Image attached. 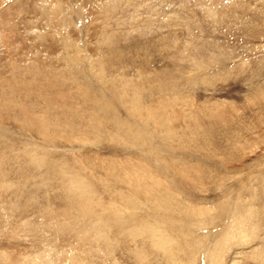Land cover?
Instances as JSON below:
<instances>
[{
    "label": "rangeland",
    "instance_id": "rangeland-1",
    "mask_svg": "<svg viewBox=\"0 0 264 264\" xmlns=\"http://www.w3.org/2000/svg\"><path fill=\"white\" fill-rule=\"evenodd\" d=\"M14 1L0 0V3H2L0 9L6 8L9 12V14L5 12L2 15L0 14V23L3 24L0 25V35L4 34V36L3 34L0 36L3 42L0 40V78L4 83H1L0 86H4V88L6 86L7 91H10L9 86L11 90L15 89L17 91V95L15 94L13 99L10 96H7L6 99L21 104L25 109L42 110L41 100L36 104L35 95H38L40 91H44L42 87L45 80L43 81L38 74L19 73L17 70L11 71L10 69V65L13 63L20 65L21 63L17 60L20 61L22 56L25 55V57L31 59L28 61L31 64L41 62L45 64L42 66L43 68L47 65L46 68L49 72L55 70L54 72L59 75L60 81L57 85H60V87L54 84V88H60L59 92H64L66 96L63 101L55 98L48 101V103L61 105L59 113L53 110L49 112L52 121L55 118L56 120L62 118L63 123L57 125L59 128L56 131L60 132V135L57 134L53 139H44L32 125L23 128L21 121H18L19 117L14 119L13 117H6L2 120L0 118V160L6 158L5 161L7 159L10 161L11 158V161H13L10 162L11 165H0L5 168L0 167V250L9 247L8 250L14 248V251L23 250L33 254L45 252L44 260L46 264H161V262L167 264L168 260L172 259V262H169L170 264H173L174 260L178 264H262L264 261V97H259L257 92L254 94V90L258 91L264 83V0ZM48 1L51 8L54 7L58 10L56 22L54 23L45 18L43 21L41 18H34L35 12L33 11L36 8L34 4L37 3L36 6L41 5L37 7L38 9L44 8V3ZM224 5L225 7H223ZM20 9L25 10L14 11ZM53 25L55 26L53 27ZM35 31L46 33L45 40L43 39L44 42L41 41L36 44L37 42L34 39H31L30 43L23 39L27 35H33ZM195 36H197L196 39ZM200 39L205 40L196 44ZM6 43H8L7 46L11 47H5ZM101 52H103L104 60L101 59L100 61L103 60L105 64L104 69L97 62ZM120 61L122 64L119 63ZM26 66L28 65L26 64ZM48 67H51L52 70ZM178 68H181L180 71ZM234 68L236 69L234 70ZM34 69H37V67ZM179 72L182 73V76ZM198 74H202V77L198 78L202 81H206L208 78L214 80L211 84L208 80L204 84V82H196L194 78L193 82H189V86H187L189 93L187 94L183 89L179 94L176 103L178 106H182H176L183 111V114L180 115L177 112L175 118L172 115L174 124L171 123L176 129V134H180L181 131L190 132V124H188L189 127H186V123L192 124L196 116L203 121L216 120L208 113L215 106L219 108L221 104L224 105V108L222 107L224 113L225 111L226 113L229 112L228 116L232 118L227 126L231 127L225 130V133L228 131L226 133L227 138L224 140H222V137L218 138L217 142H222L220 144L216 142L219 150L215 152L214 158H210V155L203 151L195 153L196 155L193 157L194 161L204 162V169L206 168L205 162L208 163L209 176L207 174L208 177L205 179L208 184L203 189H201L202 187L199 190H197L198 188L188 189L187 194L194 200L193 207L196 203V210H206L207 213L190 214V216L187 212L184 215L178 212L173 213L175 217L181 218L183 222L181 224H171L167 222V219H161L162 217L156 214V218H154L156 222H154L159 230L158 236L156 235L159 246L154 248L158 252H152L153 249L147 232L143 231L142 234L133 232L135 225L132 227L133 230L127 227L121 231L117 227L118 219L116 221L114 219L113 221L108 220L110 209L116 214L119 212L122 215L126 213L127 209L122 206L121 201H112L110 196L108 197L109 192H107L106 197L104 192L106 190L103 188V184L100 185V182L104 181L106 176L104 174L105 170L97 166L101 165L104 168L102 162L107 159L122 161L125 157L133 154V160L138 159L144 164L147 163L149 173H156L157 177L170 173L171 175L167 174V176L172 179L174 172L169 171L168 166L159 157L173 151L172 149H175V147L177 148V143L170 142L172 143V147H170L169 142L167 144L165 141L161 143V139H159L157 144L154 145L155 148L159 146V151H156L157 148L153 149L157 154L148 151L147 148H142L147 146L149 141L146 142V145L145 142L139 140L140 144L135 141L133 144L118 146V143L115 145L111 139L109 140V136L112 135L110 132L114 131L112 125L111 131L110 127L109 129L102 128L98 133L95 132L96 134L90 131L86 132L81 128H77V130L71 128L66 122L64 123L66 118L61 117L60 113H66L67 111L70 115L82 116L81 120L90 123L94 118L91 119L89 116L94 109L92 103L84 99L86 96L87 98L92 96L93 99L97 100L104 98L103 101L105 102V100L112 98L114 92L112 93L113 87L110 85H113V82L118 79L126 78L136 82L145 81V84L152 85L155 88L157 84L170 82L171 80L174 83L178 82V77L185 79ZM43 75L45 78L48 76ZM219 79L224 81H218ZM9 81L12 82L11 85ZM118 81L120 82V80ZM178 83H175V85ZM46 89L50 92L49 88L46 87ZM146 89L147 87L144 88L145 91ZM170 95V91L162 93L156 91L157 100H162ZM156 97L154 93L152 97H149L148 100L150 101H144V106H150L152 102L156 101ZM115 103L118 104L114 101L111 103L112 107L115 106ZM32 104L36 105L33 106ZM115 107H117L116 118L120 121L119 124L123 125L125 133L134 135L135 130H139V123L143 122L137 120V118L144 120L146 115L144 117L137 116L136 110L130 111V109H133L132 106L131 108L122 107L118 104ZM210 107L211 110L208 112ZM96 113L98 114L96 115ZM108 113L111 112L107 111L105 107L103 110H100L99 107L95 109L96 119L98 120L105 115L108 117ZM193 113L194 116H192ZM131 115L134 116L131 117ZM177 116L179 117L177 118ZM110 123L111 121L108 122L109 126ZM55 126V124H51L49 129L52 130ZM223 127H226V125L224 124ZM108 131L110 132L107 133ZM106 133L107 135H105ZM47 135L51 136L50 131ZM163 149L164 151H162ZM27 150L33 151L34 154H40L44 157V160H49V164L52 161L60 165V169H68V173L71 169L72 177L75 176L79 180H84L85 177L89 178L91 181L90 186L93 189L95 188L93 190L94 195L88 193V191L92 193L91 187L88 190L84 189L83 192H87L89 196L96 199L97 202L99 201V204L101 203L102 206L106 204L107 207L105 205V209L102 206L96 209L98 203L94 202L96 204L94 205L92 201L89 209L90 215L77 214L75 205L68 208L62 198L64 194L61 191V186L59 188L61 174H52L48 164H44L45 166L43 165L44 167L40 168L35 167L38 163L28 158L25 159L29 165L28 170L22 169L21 164L16 162V152ZM174 151L172 153L176 154ZM179 157L182 158L183 156ZM183 158L192 159L190 156L189 158ZM73 160L74 164H77V161L79 165L73 166ZM120 165L122 166V164ZM75 166L79 168L77 169ZM77 170L82 172L75 174V172H78ZM165 171L166 173H164ZM173 179L177 181L178 177H173ZM179 182L181 183V181ZM123 187L124 185L120 189L128 194L127 186L124 187L127 192ZM109 191L111 194H115L114 190ZM174 195L177 196V199H183L180 192H176ZM104 199H108L107 203ZM229 201L231 203L237 201L234 205L240 208L236 210V212L239 211V214L235 212L232 217L224 211L221 212V216H217L218 208H214V206L229 204ZM248 204H251L250 208H247ZM113 207H116V210ZM100 208L103 210L101 209V211ZM67 209L68 211L65 212ZM157 209L158 213L162 211L159 206H157ZM253 210L255 213L252 212ZM251 212L254 214L258 212L256 215L258 219L254 215L251 216ZM136 213L139 215L143 212L136 211ZM247 214L253 218L250 217L248 222L243 218ZM231 219L234 220L231 222ZM237 220L239 224L236 223V227L233 222H237ZM93 222L97 223L93 225ZM256 224H261L259 225L260 228H255ZM167 228H169L168 232L166 231ZM244 228H247V230L245 229L242 232ZM170 232L175 233L177 237L178 235L181 237L172 239L175 234L169 235L170 238L167 236ZM159 234L163 236L159 237ZM181 234H184V237ZM242 235L245 236V239ZM166 236L170 239V242L176 240L174 242L176 245L180 243V247L177 245V248L175 247V250H173L176 253L178 252L176 255L173 251L169 256L164 254L163 248L166 247L168 241H166ZM14 238L18 240L16 241ZM103 238L104 240H102ZM221 238L223 241H221ZM225 238L230 242L226 241ZM161 239L165 240L164 244H162ZM232 240L235 246L231 242ZM140 242L142 243L139 244ZM172 242L173 247L174 243ZM219 242L231 244H229V247L228 245L224 246L225 244L222 245L225 247L224 249V247L218 246V244H222ZM140 246L143 250L139 249ZM217 248H219L218 251L223 252L224 250V252H218L219 255H217ZM140 250L143 252H139ZM148 252H151L150 255ZM253 252L254 255H252ZM139 253H141L140 256ZM154 253L157 256L156 258ZM45 254H48V256ZM159 254L160 259L163 257V260L159 259ZM171 254L175 255L177 259H175V256L172 258ZM214 255L216 258L213 257ZM218 257L219 259H217ZM152 259H158L157 261L160 260V262H153ZM220 259H223V261L221 262ZM177 260H180L181 263Z\"/></svg>",
    "mask_w": 264,
    "mask_h": 264
},
{
    "label": "bare ground",
    "instance_id": "bare-ground-1",
    "mask_svg": "<svg viewBox=\"0 0 264 264\" xmlns=\"http://www.w3.org/2000/svg\"><path fill=\"white\" fill-rule=\"evenodd\" d=\"M14 1V0H13ZM18 1V0H17ZM201 1V0H200ZM207 1V0H206ZM254 1V0H253ZM3 2V1H2ZM7 2V1H5ZM4 2V3H5ZM46 2V1H45ZM213 2V1H212ZM12 3V2H11ZM10 3V4H11ZM15 3V1H14ZM43 3V2H42ZM205 3V2H204ZM210 3V2H209ZM2 5V3H0ZM17 4V3H16ZM22 4V3H21ZM37 4V3H36ZM35 5V9L33 12L35 17L34 18H37V19H40L43 21L45 19H48L50 20L52 23L56 22V17L58 15V10H56L54 7L51 8V4L50 2L48 1L47 3H44V8H37V7H40L41 5L39 6H36ZM49 4V5H48ZM211 4V3H210ZM228 4V3H227ZM4 5V4H3ZM9 5V4H8ZM13 5V4H12ZM243 6V4H241ZM216 6V5H215ZM232 6V4H231ZM236 6V5H235ZM6 7H8L6 5ZM225 7V5L223 6ZM1 8V7H0ZM10 8V7H9ZM20 8H22V6H20ZM46 8V9H45ZM231 8V7H230ZM41 9H45L44 11H40ZM226 9V8H225ZM229 9V8H228ZM236 9V7H235ZM242 9V8H241ZM10 10V9H8ZM21 10H25V9H20V10H14L15 12L16 11H21ZM11 11V10H10ZM223 11V10H222ZM225 11V10H224ZM3 12L5 13H8L9 12L7 11L6 8H3V9H0V14L2 15ZM4 13V14H5ZM208 14V12H207ZM254 14V13H253ZM247 15V14H246ZM256 15V14H255ZM234 16V15H233ZM253 17V16H252ZM45 18V19H44ZM227 18V17H226ZM242 18V17H240ZM239 20V19H238ZM252 20V19H251ZM0 22H1V18H0ZM21 23V22H20ZM246 23V21H245ZM0 25H3L0 23ZM27 25V24H26ZM55 25H53L54 27ZM3 28V26H1ZM264 28V27H263ZM4 29V28H3ZM26 29V28H25ZM255 29V28H254ZM27 30V29H26ZM252 30V29H251ZM257 30V29H256ZM255 30V31H256ZM106 31V30H105ZM5 32V31H3ZM17 32V31H16ZM26 32V31H25ZM38 33V34H37ZM253 33V31H252ZM259 33V32H258ZM3 34V33H2ZM2 34L0 36H2ZM36 35V36H34ZM4 36V34H3ZM13 36V35H12ZM46 36V33L45 32H38V31H35L33 35H27L25 36L23 39L26 40V41H31V39H34L36 40V44H38L39 42H44L43 39L44 37ZM102 36V34H101ZM260 36V35H259ZM197 36H195V39H196ZM3 38V37H2ZM50 38V37H49ZM5 39V38H3ZM1 40V39H0ZM8 39L6 38V41ZM45 40V39H44ZM205 39H200V41L198 40L196 42V44L198 42H201ZM2 42V40H1ZM3 43V42H2ZM8 43H6L5 47L7 46ZM19 44V43H18ZM9 46V45H8ZM7 46V47H8ZM15 46V45H14ZM200 46V45H199ZM11 47V46H9ZM38 47V46H37ZM16 48V47H15ZM21 49V48H20ZM26 49V48H25ZM12 51V50H11ZM16 51V50H15ZM8 52V51H7ZM18 52V51H17ZM8 54V53H7ZM26 56V55H25ZM25 56H22L21 60L17 62H20L21 64L18 65L16 63H13L12 65H10V69L11 71L14 70V71H18L19 73H30V74H38L40 75V77L42 78V80L44 81L45 80V83L43 85L42 88H44V91H40L38 93V95H35V102L36 104L39 103V100H41L40 104L43 105L42 106V110L41 111H38V109H25L21 104H16L13 102V100L11 99H6L7 96L10 98L13 99V97L15 96L16 92L15 89L14 90H11L10 89V86L8 87V84H7V87L9 88L10 91H7L4 86H0L2 87L0 89V118L2 120L5 119L6 117H13L14 118H18L19 117V120L18 121H21V125L23 128H26V126L28 127L29 125H32V127L34 126L37 130V133L40 134V136H42L44 139L45 138H55L56 135H60L56 130L59 128V126L57 127V125H60V124H63L62 121H61V117H65L66 118V121H64V123L66 122V124H68L69 126H71V128H81L83 129L84 131L86 132H97L98 131H101V129H109L110 127V131L112 129V127H114V131H108L107 133L110 132V134L112 133L111 136H109V140L111 139L113 141V144L117 145L116 143H118V146H122V145H128L129 143H134L135 141L138 142L139 140H141V142H145V145H146V142L149 141V143H147V146L145 147H142V148H147L148 151H151L155 154H157L155 152V150L153 151V149L155 148V144H157L158 140H160L161 143H164V141L166 142H172L174 144H176V146H178L177 148L175 147V149H172L174 151V153L176 154H173L171 152H169L168 154L166 155H162L159 157V159H163L162 161L165 163L166 166H168V169L169 171L171 170V172H174V175L172 176V179L171 177L167 176V174L171 175L170 173H167V174H163L159 176L158 172V176L156 175V173L154 174L152 172V175L151 173H149L148 171V168L146 166V164L142 163L141 161H138L135 159L133 160L132 159V155L131 156H128V157H125L122 161H112V160H106V161H103L102 165L104 168L101 167V165H98L97 167H100L102 170L104 169V181L99 182L101 183L100 185L103 186V188H105L106 191H104L106 193V197H107V192H109V195L108 197L110 196L111 200L115 202L117 201H121L122 202V206L127 209L126 210V213H124L123 215L120 214L118 212V214H116V212H113L111 211L112 209H110V211L108 212V220L110 221H113V219L116 221V219L119 220L118 222V228L122 231L124 229H126L127 227L131 228L134 227V225L136 226L133 230V232L135 233H140L142 234L143 231L147 232L148 234V237L150 239V245L152 246V249L153 251L152 252H155L158 250H155L154 248H158L159 244V240L157 239L156 235L158 236V227H156V221L154 218H156V214H158L159 216H161L162 218L161 219H167V222H170L171 224H181L183 223L181 218H177L173 215V213L175 212H178L179 214L182 213L183 215L188 214V216L193 215V214H206L207 211L206 210H196V203L194 204L195 206L193 207V198L189 196V194H187V192L189 190H194L195 188L197 190H199V188L203 189L208 183L205 182V179L209 176L208 174V163L206 164L205 162V165H206V168L204 169L203 167V163L202 161H194L193 157L194 155H196L198 152L201 153L202 151L203 152H206L208 153V155H210V158H214V154L215 152H217L219 149L217 147V142L218 141V138L222 137V140H224L225 138L228 137V135L226 133H228V131L225 133V130L227 128H230V127H227L231 122L232 118H230V116H228L229 112L224 113V105L222 106V104L220 105V110L218 107L215 106V108L211 110V107L210 109L208 108V114L212 115L213 118H216L213 119V121H203L202 119H200L199 117H194L193 121H192V124L191 123H188L187 120H185L187 123L186 127L188 126V124H190V128H191V131L188 132V131H181L180 134H176L177 132H175V127L173 126L174 124V120H172V115L173 117L175 116V114L177 112L180 113V115L183 114V111H181L179 108H177L178 104L176 103L177 99H178V96L179 94L183 91V89H185V91L187 92V94L189 93V91L187 90V86H189V82H193L194 78H195V81L196 82H207V80L209 81V84H211L213 82V78H208L206 81H202V79H198L199 77H202V74H198L196 76H192V77H186L185 79L183 78H180L178 77V82L176 81L175 83H178L175 85V83L171 80L170 82H165V83H160V84H157L155 88H153L152 85H149V84H145L146 82L143 81V82H136V81H132V80H129V79H126V78H123V79H118L120 80V82L117 80L115 82H113V85H110L113 87L112 89V93L114 92V98L112 96V98L108 99V100H105V102L103 101L102 98H100V100L98 99H93V97L91 98L89 96V98H86L84 99L85 101H89L92 103V108L94 109V111H91V115L89 116L91 119H93L90 123L85 122L83 120H81L83 117L82 116H77V115H70L67 113V115H65L66 113H60L61 115V119L59 120V115H58V120H55L52 121L51 119V115L49 114V112H52L51 110H53L54 112H57L59 113V109L61 108V105H56V104H53V103H48L49 100H52L53 98L55 99H60V100H64L65 99V96L66 94L64 92H59L60 91V88L59 89H56L54 88V84L56 86L58 81L59 80V75H57L53 70L49 72V70L44 66V68L42 67L43 65L45 64H42L41 62H36L31 64L29 61V59ZM99 59V60H98ZM98 59H97V62L98 64L103 68L104 67V63H103V60H104V55H103V52L99 53V56H98ZM101 59L102 62L100 61ZM31 60V59H30ZM34 61V59H33ZM37 61V60H36ZM35 62V61H34ZM31 65H30V64ZM121 63V61L119 62ZM26 64L28 66H26ZM42 64V65H41ZM122 64V63H121ZM120 64V65H121ZM49 66V65H48ZM37 69H34L36 68ZM235 67V66H234ZM263 67V66H262ZM50 68V70H52L51 67H48ZM104 69V68H103ZM179 69V68H178ZM181 69V68H180ZM179 69V71H180ZM236 68H234L235 70ZM245 69V68H244ZM259 70V69H258ZM237 71V70H236ZM221 72V71H220ZM238 72V71H237ZM245 72V71H244ZM181 72H179L180 74ZM186 73V72H185ZM215 73V72H214ZM219 73V72H218ZM240 73V72H239ZM251 73V72H250ZM43 74H46L48 75L46 78L44 77ZM59 74V73H58ZM177 74V73H175ZM178 74V75H179ZM204 74V73H203ZM177 75V76H178ZM3 76V75H2ZM174 76V75H173ZM181 76H182V73H181ZM256 76V75H255ZM176 77V75H175ZM119 78V77H118ZM168 79V78H167ZM211 79V80H210ZM113 80V79H112ZM2 79L0 78V85L1 83H3ZM114 81V80H113ZM218 81H224L222 79H219ZM10 82V81H9ZM117 83V84H116ZM4 84V83H3ZM12 84V82H10V85ZM112 84V82H111ZM47 88L50 89V92L49 90L47 91ZM60 87V85L58 86ZM146 91L144 90V88H146ZM257 87V86H256ZM255 87V88H256ZM36 89V88H35ZM111 90V89H110ZM148 90V91H147ZM143 91V92H142ZM156 91L162 93V92H171V95L170 96H167L166 98H161L162 100H157V97H156ZM36 92V91H35ZM146 92L147 95H146ZM257 92V94H259L258 96L259 97H264V83H263V86H260V89L258 91H255L254 90V94ZM85 93V92H83ZM155 93V99L156 101L152 102V104L149 106V105H146L144 106V101H150L148 100L149 97H152L153 94ZM82 94V93H81ZM102 94V93H101ZM109 94V93H108ZM168 94V93H167ZM256 94V95H257ZM17 95V94H16ZM107 95V94H106ZM112 95V94H111ZM163 96V94H162ZM254 96V95H253ZM161 97V95H160ZM189 97V96H187ZM257 97V96H256ZM63 98V99H61ZM159 98V97H158ZM255 98V97H254ZM102 99V100H101ZM260 100V99H259ZM262 100V99H261ZM26 101V100H25ZM70 101V100H69ZM114 102H117L119 105H122V107L126 106V107H130L131 106L133 107V109H130V111H133V110H136L137 113L136 115L137 116H143L146 115V119H141V118H137V120L139 121H143L142 123H139V130H135V134L134 135H127L125 133V129L123 128V125L122 124H119L120 121H118V119L116 118V108L115 106H117L118 104L115 103V106L112 107V104ZM254 102V101H253ZM35 104V105H36ZM39 104V105H40ZM215 104V102H214ZM20 105V108L18 109V106ZM33 105V104H32ZM33 105V106H35ZM98 105V106H97ZM114 105V104H113ZM177 105V106H176ZM217 105V104H216ZM70 106V105H69ZM179 106H182V105H179ZM178 106V107H179ZM218 106V105H217ZM237 106V105H236ZM263 106V105H262ZM65 107V106H64ZM96 107H99L100 110H103V108L105 107L107 111L111 112L109 115H107L108 117L103 116V117H100L101 121H99L98 119H96V115L98 113H96L95 115V109ZM223 107V108H222ZM255 107V106H254ZM257 107V106H256ZM102 108V109H101ZM115 108V110H114ZM177 108V109H175ZM181 108V107H180ZM218 108V109H216ZM222 108V109H221ZM13 109V111H11ZM98 109V108H97ZM127 109V108H126ZM184 109V108H183ZM194 109V108H193ZM16 110V111H15ZM61 110V109H60ZM99 110V109H98ZM177 110V111H176ZM197 110V109H196ZM199 110V109H198ZM197 110V111H198ZM118 111V110H117ZM125 111V110H124ZM127 111V110H126ZM129 111V109H128ZM206 111V110H204ZM204 111H201V112H204ZM65 112V110H64ZM98 112V111H97ZM207 112V111H206ZM214 112V113H213ZM224 113V114H223ZM233 113V112H232ZM36 114V115H35ZM131 114V113H130ZM254 114V112H253ZM53 115V114H52ZM69 115V116H68ZM100 115V114H99ZM111 115V116H110ZM119 115V114H118ZM232 115V114H231ZM56 116V115H55ZM53 116V117H55ZM115 118H114V117ZM121 116V115H120ZM134 115H131V117H133ZM186 116V115H185ZM194 116V113L193 115ZM82 117V118H81ZM129 117V116H128ZM179 116H177L178 118ZM187 117V116H186ZM99 118V117H98ZM108 118V119H106ZM111 118V119H110ZM175 118V117H174ZM184 118V117H183ZM190 118V117H189ZM87 119V117H86ZM89 119V118H88ZM132 119V118H131ZM8 120H10L8 118ZM179 120V119H178ZM184 120V119H183ZM212 120V119H211ZM56 121V122H55ZM110 126L108 124V122H110ZM122 121V120H121ZM138 121V122H139ZM184 121V122H185ZM1 122V121H0ZM10 122V121H9ZM55 122V123H54ZM173 123V124H171ZM234 123V122H233ZM51 124H55V128H53L52 130L49 129V126ZM127 124V123H125ZM176 124V123H175ZM225 124L226 127H223V125ZM67 125V126H68ZM108 125V127L106 128V126ZM112 125V127H111ZM128 125V124H127ZM102 126V127H101ZM105 126V127H104ZM130 126V125H129ZM188 126V127H189ZM52 128V127H50ZM89 129V130H88ZM187 129V128H186ZM185 129V130H186ZM189 129V128H188ZM78 130V129H77ZM182 130H183V127H182ZM228 130V129H227ZM50 131L51 133V136L50 135H47V133ZM105 131V130H104ZM107 131V130H106ZM179 132V131H178ZM239 132V131H238ZM107 133L105 135H107ZM122 135H121V134ZM62 134V132H61ZM96 134V133H95ZM163 134V135H162ZM104 135V136H105ZM62 136V135H61ZM103 136V137H104ZM97 137V136H96ZM99 138V137H97ZM107 138V139H108ZM95 139V138H93ZM106 139V140H107ZM53 141V140H51ZM108 141V140H107ZM109 142V141H108ZM115 142V143H114ZM140 142V143H141ZM217 142V143H216ZM222 142V141H221ZM220 142V143H221ZM111 143V142H110ZM138 142V144H140ZM154 143V144H153ZM172 143H170V147H172ZM219 143V144H220ZM143 144V143H142ZM152 144V146H151ZM114 145V146H115ZM222 145V144H221ZM114 146H113V150H114ZM130 146V145H129ZM135 146V145H134ZM141 147V145H140ZM159 147V146H158ZM156 147V151L158 152L159 151V148ZM111 148V147H110ZM116 148V147H115ZM127 148V147H126ZM174 148V147H173ZM171 149V148H170ZM169 149V150H170ZM117 150V149H116ZM120 150V149H119ZM134 151V150H133ZM164 151V149L162 150ZM33 151H21V152H16L17 154V158H16V162L18 164H21L20 167H22V169H25V170H28L29 169V165H28V162L25 160V159H30L31 161L33 162H37L38 165L35 166V167H44L45 165L44 164H48V166L50 167L49 170L52 172V174L54 175H59L61 174L62 175V178H61V183L59 185V188L61 186V191L63 192V200H64V203H66V206L69 208L71 207L72 205H75V212L77 214H81V215H90V212H89V209L91 207V202L93 201V203H98V207L97 205L94 203V205H96V209L99 208L101 205V203L99 204V201L97 202L96 199H94L93 197L89 196L86 193H84V189H87L89 187H91V181L89 180V178L87 179L85 177L84 180H79V178L77 177H72L71 176V169H70V173H68V169H63L61 168L60 169V165H58L57 163L55 162H50L51 164H49V160L46 161V159L44 160V157L41 156L40 154H34L32 153ZM140 152V151H139ZM87 153V152H86ZM138 153V152H136ZM166 153V152H164ZM188 153V154H187ZM196 153V154H195ZM79 155V154H78ZM192 155V156H191ZM202 155V154H201ZM204 155V154H203ZM207 155V154H206ZM19 156V157H18ZM135 156H137L135 154ZM179 156H183V157H186V158H189L192 157V159H184L183 157L180 158ZM95 158V157H94ZM135 158V157H134ZM137 158H140V157H137ZM6 159V158H4ZM3 158L1 159L3 162H0V165H4V166H7V165H11L10 162H13L11 161V158H10V161L9 159H7L6 161L4 160ZM143 159V158H142ZM148 159V158H147ZM0 160V161H1ZM76 161V160H75ZM74 160H73V166L74 165H79V162L76 161L77 164H74ZM122 164V166L120 165ZM44 165V166H43ZM75 166V168L77 167ZM1 168L5 169L3 166H0ZM83 167V166H82ZM85 167V166H84ZM12 168V167H11ZM74 168V167H73ZM74 168V169H75ZM79 167H77L78 169ZM208 168V169H207ZM215 168V167H213ZM96 169V168H95ZM76 171V170H75ZM78 171V170H77ZM81 170H79L78 172H75V174H78ZM168 171V172H169ZM82 172V171H81ZM80 172V173H81ZM103 172V171H102ZM166 173V171L164 172ZM208 174V176H207ZM96 175V174H95ZM156 175V176H155ZM173 177H178L177 181L176 179H173ZM84 178V177H83ZM95 178V177H94ZM99 178V177H98ZM78 179V180H77ZM102 180V179H101ZM178 181H181V183L179 184ZM104 182V183H103ZM205 184V185H204ZM124 185L127 186V189H128V194L127 193H124L121 189H122V186ZM121 187V189H120ZM123 187V188H124ZM206 188V187H205ZM218 188V187H217ZM90 189H92V193L91 191L88 193L91 195H94V189L91 187ZM125 189V188H124ZM189 189V190H188ZM254 189V188H253ZM86 190V191H87ZM109 190H114L115 191V194H111ZM196 190V191H197ZM125 191L127 192V190L125 189ZM176 192H180V194L182 193L181 197H183V199H177V196L174 195V193ZM114 193V192H113ZM192 193V192H191ZM251 193V192H250ZM131 194V195H130ZM96 195V194H95ZM194 196V195H193ZM105 197V196H103ZM255 197V196H254ZM102 198V197H101ZM100 198V199H101ZM106 200V199H104ZM108 200V199H107ZM107 200H106V203H107ZM229 200V199H228ZM256 200V199H255ZM218 201V200H217ZM249 201V200H248ZM101 202V201H100ZM113 202V203H114ZM227 202V201H226ZM224 202V203H226ZM237 202V201H236ZM236 202H232L229 201V204H223V205H218V206H214L217 207L218 209V212L216 214H218L217 216H221V212H224L226 211V213H228L229 215H231L232 217L234 216V213L236 212V210H238L239 207H236V205H234ZM223 203V202H222ZM103 204V202H102ZM116 204V203H114ZM119 204V203H118ZM106 205V204H105ZM104 205V206H105ZM104 206H102L104 208ZM113 206V205H112ZM116 206V205H115ZM119 206V205H118ZM157 206H159L162 211L161 212H157ZM251 204H248L247 208L249 207L250 208ZM73 207V206H72ZM107 207V205H106ZM110 207V206H109ZM120 207V206H119ZM234 207V208H233ZM255 207V206H254ZM114 208V207H113ZM116 208V207H115ZM114 208V209H115ZM122 208V207H121ZM246 208V207H245ZM262 208V207H261ZM102 208H100L101 210ZM105 209V208H104ZM157 209V210H156ZM233 209H234V212H233ZM240 209V208H239ZM103 210V209H102ZM101 210V211H102ZM116 210V209H115ZM123 211V209H121ZM243 210V209H242ZM250 210V209H249ZM257 210V209H256ZM67 210H65V212H67ZM108 211V210H107ZM105 211V212H107ZM136 211L138 212H143L141 214H137ZM244 211V210H243ZM242 211V212H243ZM248 211V209H247ZM260 211V210H259ZM262 211V210H261ZM209 212V211H208ZM254 212V210L252 211ZM251 212V216L254 215V217L257 215L252 213ZM220 213V214H219ZM245 213V211L243 212ZM242 213V214H243ZM223 214V213H222ZM236 214H239V211L236 212ZM235 214V215H236ZM95 215V214H94ZM97 215V214H96ZM102 215V214H101ZM178 215V214H177ZM259 215V214H258ZM262 215V214H261ZM68 216V215H67ZM155 216V217H154ZM209 216V215H208ZM248 214L246 216H243L244 219L248 220L250 219V217ZM65 217V216H64ZM96 217V216H95ZM238 217V216H237ZM237 217H235L237 219ZM97 218V217H96ZM94 218V219H96ZM230 217L228 216V219ZM242 218V219H243ZM252 218V217H251ZM257 218V216L255 217ZM102 219L104 220V218L102 217ZM160 219V220H161ZM241 219V221H243ZM253 219V218H252ZM258 219V218H257ZM261 219V218H260ZM98 220V219H97ZM107 220V221H108ZM234 219H231L230 221L232 222ZM102 221V220H101ZM105 221V220H104ZM155 221V222H154ZM164 221V220H163ZM162 221V222H163ZM91 222V221H90ZM186 222V221H185ZM246 222V223H247ZM262 222V221H261ZM261 222H258V223H261ZM97 222H93V225H95ZM108 223V222H107ZM164 223V222H163ZM162 223V225H163ZM230 223V222H229ZM235 223L234 226H236V223L239 224L238 220L237 222H233ZM257 223V224H258ZM90 224V223H89ZM101 224V223H99ZM158 224V222H157ZM167 224V223H166ZM185 224V223H184ZM251 224V223H250ZM248 224V225H250ZM255 225V228H260L259 225ZM263 224V223H262ZM87 225V224H86ZM161 225V224H160ZM161 225V226H162ZM189 225V224H188ZM233 225V224H232ZM251 225H254V224H251ZM88 226V225H87ZM92 226V225H90ZM97 226V225H96ZM164 226V225H163ZM172 226V225H171ZM229 226V225H228ZM231 226V225H230ZM258 226V227H257ZM121 227V228H120ZM168 227V226H167ZM190 227V225H189ZM237 227V226H236ZM162 228V227H161ZM191 228V227H190ZM231 228V227H230ZM243 228V227H242ZM254 228V229H255ZM109 229V228H108ZM168 229L167 228V232H168ZM232 229L234 230L233 226H232ZM237 229V228H236ZM247 230V228H244L242 232H244V230ZM90 230V229H89ZM130 230V229H129ZM128 230V231H129ZM164 230V229H162ZM188 230V229H187ZM192 230V229H191ZM225 230V229H224ZM238 230V229H237ZM252 230V229H251ZM165 231V233H166ZM171 231V230H170ZM257 231V230H256ZM117 232V231H116ZM131 232V231H130ZM132 232V234H134ZM178 233V231H176ZM231 232V230L229 231V233ZM254 232V231H253ZM262 232V231H261ZM100 233V232H99ZM123 233V232H122ZM259 233V232H258ZM96 234V233H95ZM94 234V235H95ZM101 234V233H100ZM99 234V235H100ZM108 234V233H107ZM106 234V235H107ZM139 234V235H140ZM164 234V232H163ZM175 234V233H174ZM172 232L168 233V237H170L169 235H174ZM192 234V233H191ZM233 234V233H232ZM129 235V234H128ZM138 235V236H139ZM176 235V234H175ZM173 236L172 239H174L176 236ZM182 235V234H181ZM184 235V234H183ZM182 235V236H183ZM225 235V234H224ZM235 235V234H234ZM98 236V235H97ZM163 235L159 234V237H161ZM166 236V238H167ZM241 236V235H240ZM247 233H246V237H247ZM251 236V235H250ZM253 236V235H252ZM80 237V236H79ZM127 237V236H126ZM134 237V236H133ZM132 237V238H133ZM141 237V236H139ZM181 236L178 235V239L180 238ZM184 237V236H183ZM225 237V236H224ZM227 237V236H226ZM238 237V235H237ZM236 237V238H237ZM243 237V235H242ZM245 237V236H244ZM243 237V238H244ZM7 238V237H6ZM130 238V237H129ZM129 238H127L129 240ZM145 238H146V235H145ZM171 238V237H170ZM229 238V237H228ZM15 239V238H14ZM101 239V238H100ZM106 239V238H105ZM135 239V238H134ZM136 239H138L136 237ZM141 240L142 237L140 238ZM230 239V238H229ZM245 239V238H244ZM250 239V238H249ZM252 239V238H251ZM250 239V240H251ZM16 240V239H15ZM18 240V239H17ZM16 240V241H17ZM96 240V239H95ZM104 240V238L102 239ZM119 240H120V237H119ZM139 240V239H138ZM169 241L170 239L167 238L166 241ZM226 240V238H225ZM228 240V239H227ZM226 240V241H227ZM240 240V239H239ZM132 241V240H131ZM140 241V240H139ZM138 241V242H139ZM144 241V240H143ZM142 241V242H143ZM162 241V244L165 243V240L164 239H161ZM167 241V244L164 246L165 248L164 249V254L165 255H168L173 251L175 250V247L179 244H175L174 242H176V240L172 243H174V246L172 247V244L171 242L169 243ZM219 241V240H218ZM221 241L222 238H221ZM230 242V240H228ZM244 241V240H243ZM8 243H11L9 241H7ZM95 242V241H94ZM137 242V241H136ZM142 242H140L139 244H141ZM147 242V241H146ZM188 242V241H187ZM217 242V241H216ZM215 242V243H216ZM233 243V240L231 241ZM236 242V241H235ZM238 242V240H237ZM105 243V242H104ZM145 243V242H144ZM178 243V242H177ZM190 243V242H189ZM220 243V242H219ZM222 243V242H221ZM220 243V244H221ZM17 244V243H16ZM19 244V243H18ZM21 244V243H20ZM133 244V243H132ZM138 244V243H137ZM182 244V243H181ZM213 244V243H212ZM225 243H222L221 245L218 244V246H222L224 245ZM229 244L231 243H228L226 242V245H228L229 247ZM237 244V243H236ZM239 244V243H238ZM10 245V244H9ZM22 245V244H21ZM136 245V244H134ZM187 245V244H186ZM185 245V246H186ZM234 245V243H233ZM11 246V245H10ZM216 246V247H218ZM222 246V248L224 247ZM235 246V245H234ZM247 246V245H246ZM1 247V245H0ZM141 247V246H140ZM180 247V246H179ZM264 247V246H263ZM9 248V247H8ZM8 248L6 249H2L0 250V264H46L45 263V260H44V253H30V252H27V251H20V250H17V251H14V248L11 249V250H8ZM12 248V247H10ZM177 248V247H176ZM215 248V247H214ZM124 249V247H123ZM139 249H142L139 248ZM146 249V248H145ZM144 249V251H145ZM148 249V248H147ZM146 249V250H147ZM151 249V250H152ZM187 249V248H186ZM219 248H217V253L214 251V253H216L217 255L218 252H222V251H218ZM225 249V247H224ZM143 250V249H142ZM142 250H140L139 252H141ZM149 250H150V246H149ZM161 250V249H160ZM177 250V249H176ZM222 250V249H220ZM111 251V250H109ZM162 251V250H161ZM160 251V252H161ZM189 251V250H188ZM43 252V251H42ZM143 252V251H142ZM156 252V254H157ZM163 252V251H162ZM174 252V251H173ZM186 252V251H185ZM184 252V253H185ZM212 252H213V249H212ZM224 252V250H223ZM222 252V253H223ZM135 253V252H134ZM151 253V252H150ZM150 253L148 252V254L150 255ZM175 255L178 253H176V251L174 252ZM188 253V252H187ZM227 253V252H226ZM262 253V251L260 252V254ZM111 254V253H110ZM136 254H137V251H136ZM141 253H139L138 255L140 256ZM162 254V253H161ZM190 254V253H188ZM221 254V253H220ZM259 254V253H258ZM46 256H48V254H45ZM113 255V254H112ZM145 255V253H144ZM153 255V254H152ZM151 255V256H152ZM172 255V254H171ZM170 255V256H171ZM174 255V256H175ZM222 255V254H221ZM242 255V254H241ZM250 255V254H249ZM254 255V252L253 254ZM251 255V256H252ZM255 255H257V253H255ZM154 256H155V253H154ZM172 255V258L174 257ZM258 256V255H257ZM264 256V255H263ZM148 257V256H147ZM146 257V258H147ZM157 256H155L156 258ZM178 257V255H177ZM213 257L216 258V256L214 255ZM212 257V258H213ZM221 257V256H219ZM219 257L217 259H219ZM160 254H159V259H160ZM211 258V259H212ZM214 258V260H216ZM257 258V257H256ZM72 259V258H71ZM142 259H143V256H142ZM148 259V258H147ZM166 259V258H165ZM169 259V258H168ZM175 259L176 256H175ZM179 259V257H178ZM153 260V259H152ZM158 259H155L153 260L154 261H157ZM160 260H163V257L162 259ZM159 260V262H160ZM173 260V259H172ZM172 260H165L167 262V264H170L169 262H172ZM190 260V259H189ZM221 260V259H220ZM258 260V258H257ZM142 261V260H141ZM178 261V260H177ZM180 261V260H179ZM178 261V262H179ZM213 261V259H212ZM223 261V259L221 260V262ZM254 261V260H253ZM72 262V260H71ZM147 262V261H145ZM158 262V261H157ZM158 262V263H159ZM178 264L176 262V260L173 261V264ZM184 262V261H183ZM182 262V263H183ZM187 262V261H186ZM258 262V261H257ZM256 262V263H257ZM92 263V262H91ZM181 263V262H179ZM185 263V262H184ZM191 263V261H190ZM217 263V262H216ZM260 263H261V260H260ZM99 264V263H98ZM147 264V263H145ZM162 264V262H161ZM186 264V263H185ZM264 264V261L263 263Z\"/></svg>",
    "mask_w": 264,
    "mask_h": 264
},
{
    "label": "water",
    "instance_id": "water-1",
    "mask_svg": "<svg viewBox=\"0 0 264 264\" xmlns=\"http://www.w3.org/2000/svg\"><path fill=\"white\" fill-rule=\"evenodd\" d=\"M174 9V8H173ZM174 11H176L175 9H174Z\"/></svg>",
    "mask_w": 264,
    "mask_h": 264
}]
</instances>
